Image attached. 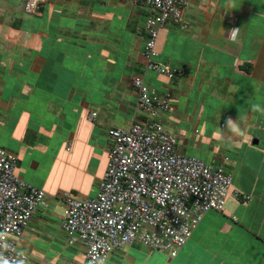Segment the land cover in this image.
Returning a JSON list of instances; mask_svg holds the SVG:
<instances>
[{"label":"crops","instance_id":"crops-1","mask_svg":"<svg viewBox=\"0 0 264 264\" xmlns=\"http://www.w3.org/2000/svg\"><path fill=\"white\" fill-rule=\"evenodd\" d=\"M25 2L0 0V148L46 191L48 207L17 240L28 264H89L62 227L61 199L95 197L109 129L150 120L137 108L135 76L170 93L159 120L178 150L224 163L233 182L225 209L206 212L175 256L135 241L106 264H264V0H191L157 40L154 59L183 69L173 79L146 69L147 6L47 0L30 14Z\"/></svg>","mask_w":264,"mask_h":264},{"label":"built area","instance_id":"built-area-1","mask_svg":"<svg viewBox=\"0 0 264 264\" xmlns=\"http://www.w3.org/2000/svg\"><path fill=\"white\" fill-rule=\"evenodd\" d=\"M46 1L26 0L25 10L34 14ZM129 1L149 9L146 69L169 79L182 75L183 69L154 58L160 29L167 22L179 23L191 0ZM133 84L137 108L150 120L109 129L108 166L95 197L67 193L61 199L62 227L70 243L85 246L89 264H106L115 249L135 241L175 256L204 214L223 211L231 194L233 176L225 164L181 153L177 135L159 120L170 111V93L159 94L141 76L133 77ZM17 165V156L0 148V264H28V254L17 240L37 210L48 207L46 191L21 178ZM233 195L241 200L240 192Z\"/></svg>","mask_w":264,"mask_h":264},{"label":"clouds","instance_id":"clouds-1","mask_svg":"<svg viewBox=\"0 0 264 264\" xmlns=\"http://www.w3.org/2000/svg\"><path fill=\"white\" fill-rule=\"evenodd\" d=\"M227 125L231 128V130L233 132H238V127L236 125V123L231 119L229 118L227 121H226ZM3 264H8L7 261H4Z\"/></svg>","mask_w":264,"mask_h":264}]
</instances>
